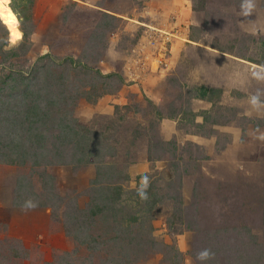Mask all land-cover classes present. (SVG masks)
<instances>
[{
	"label": "rangeland",
	"instance_id": "374dc122",
	"mask_svg": "<svg viewBox=\"0 0 264 264\" xmlns=\"http://www.w3.org/2000/svg\"><path fill=\"white\" fill-rule=\"evenodd\" d=\"M28 1L10 2L22 9L20 27L27 35L19 40L17 18L8 0H0L6 17L0 14V19L10 36L9 41L0 24V264H53L57 254L73 251L64 209L75 205L86 217L92 204L98 206V197L106 199L103 190L116 185L123 189L120 218L132 213L137 222L128 227L127 221L117 222L111 232L103 229V257L91 256L90 262L83 246L73 262L98 264L122 252L116 264H201L197 254L207 249L212 255L205 264H264V78L253 75L264 77V0H183L190 10L181 12L185 19L169 30L176 35L167 55L169 63L176 43L181 60L176 67L182 73L167 83L159 79L162 70L144 58L151 48L149 35L158 38L144 21L165 20L142 16L149 0H107L112 10L133 9L128 28L122 21L106 25L94 12L67 25L60 24V12L43 14L49 23L35 24ZM118 26L128 34L120 33L109 57L98 29ZM197 32L199 44L188 39ZM191 70L193 98L202 89L200 96L213 101L206 130L211 121L224 128L197 143L185 138L190 127L178 124L179 140L163 139L160 117L190 110ZM212 72L220 75L212 79L218 88L198 77ZM254 95L258 108L250 103ZM32 107L49 109L44 139L14 160L18 141L30 144L28 119L19 126L17 116ZM60 120L77 132L61 146L55 139ZM201 133L206 134L193 126V134ZM144 176L150 184L147 199H140L136 190ZM26 200L36 206L27 208ZM97 228L90 233H98Z\"/></svg>",
	"mask_w": 264,
	"mask_h": 264
},
{
	"label": "crops",
	"instance_id": "0c3cea01",
	"mask_svg": "<svg viewBox=\"0 0 264 264\" xmlns=\"http://www.w3.org/2000/svg\"><path fill=\"white\" fill-rule=\"evenodd\" d=\"M28 2L31 4V18L30 19L35 24H40L43 22L49 23V21L47 19H44V16H41L43 14L44 15L46 14L47 16L50 17L52 14L60 12V17H59L60 24L67 25V24L71 23V20L73 18H75L76 16L80 15V16L85 17L87 15V12L88 13L94 12V14L95 13L98 14V16H97L98 19L101 18V19L105 20L104 24H106V25H111L113 23L112 21H118V22L122 21L123 23H125V26L128 28L129 22H127L126 20L131 18L130 12L133 13V9H129V8L126 12H118L117 10H112L110 8V6H108V4H107V0H29ZM144 4L147 5V8H145V10L143 9L144 11L141 13L142 16H144L145 13L146 14L151 13L153 15L156 14V15H158L159 18H161V17L164 18V16H165V20H155L153 18H150L149 19L150 22H147L149 20L144 21L147 24V26L159 28L162 30L165 29L168 31L171 30V28L173 26L175 28L176 24L180 23V17L182 18V20L185 19L184 17L181 16V12L182 13L184 12V14L186 15L190 10L188 5L183 4V0H160V1L149 0V1H145ZM12 6L16 9L19 16H22L21 15L22 9L15 7L14 5H12ZM23 10L25 11L26 9H23ZM171 13L174 15H171ZM173 16L175 17L174 20L172 19ZM64 17L66 18L65 20H64ZM166 18H168V19H166ZM159 21H162V23H160ZM95 22H97V20ZM77 23H78V21H76V24ZM80 23L81 22H79L78 26L80 25ZM104 24L98 22L97 27L102 28V26L104 27ZM179 27H181V26H179ZM106 28H107V26H106ZM127 28L124 27L123 29H120L118 26V27L114 28L113 30L105 29V31H103L102 30L103 28L98 29V31L99 30L101 31V33L105 39V43L107 42L106 43V50H105L106 55H109V57H112L115 54V52H114L115 48L114 47H116L115 45H117L118 36L120 37V33L128 34V31H126ZM185 28H186V26L183 29H185ZM193 29H198V28H195L193 25ZM71 35L73 36V38H78V35L75 36L76 35L75 33L74 34L72 33ZM189 38L191 41H193L196 44L202 43L198 32L191 34V36L188 37V39ZM83 39H85V38H83ZM70 40H71V37H70ZM138 43H140V41ZM175 44L176 43H174L172 45L173 54H172L171 59L169 60V63H167V66L164 69H160L162 71L158 73L159 79L163 78V79H161L163 81V83H167L169 80L171 81L172 76L182 73V72H178L177 67H176L177 64L179 62H181V60L180 61L178 60L180 53L174 49ZM135 45L136 44H134L133 47H135ZM208 45H209V48L213 52H220L217 50V49H220L219 47L214 46V45L212 46L209 44V42H208ZM79 46H81V45L79 44ZM70 47H71V45H70ZM137 48H138V46H137ZM176 48H177V45H176ZM226 53H228L227 55H229L233 58H236V60H238V56H236L237 55L236 53L228 52V51H226ZM216 54L217 53H215V54L213 53V55H216ZM240 57L241 56H239V58ZM245 59L248 62L253 61V60H250L246 57H245ZM227 61L233 62L234 60L228 58ZM237 62H239V61H237ZM183 70H185V69H183ZM185 71H187V70H185ZM202 71H198V72L201 73ZM219 76L215 75L214 72H212L210 75H204V76L198 75L199 79L205 81V82H203V84H206L210 87L211 86L212 87L217 86L215 83H212L213 82L212 79L219 78ZM189 79H190L189 84L191 85L190 91L192 92L189 95V97H190L189 99H190V103H191V105L189 106L190 110H188L187 107H184L182 110H176L171 114H163L160 117L159 128H160V135L162 136L163 139L168 140L170 138H174L176 140H179V135H181V134H179L180 130L178 128V124L188 125L190 127V130L188 132H185L186 133V134H184L185 138L189 142H193V140H194L197 143L206 141L207 139H212V137L210 136V135H212V132L217 130V128H224V126L221 125L220 122H218V121L212 122L211 121V122H209L211 124L210 128L208 127L209 130L208 131L206 130V128H207L206 124H207V120L210 119L211 113H209V112H211V109H212L211 107L213 105V101L209 100L208 98H204L203 96H200L201 93L204 91L202 89H201L199 96L196 98H193V70H191V73L189 74ZM215 88H218V87H215ZM217 90H219V89H217ZM221 92L225 94L226 91L223 89ZM153 93L155 94V91H153ZM224 94H221V95H224ZM195 95L197 96L198 92ZM193 105H197V108H193ZM193 115H194V117H193ZM212 119H213V117H212ZM193 126L195 128L201 129L206 134H202V133L201 134H193ZM231 140H232L231 142H234V140H236V139L234 137H231ZM142 165H144V161H142Z\"/></svg>",
	"mask_w": 264,
	"mask_h": 264
},
{
	"label": "trees",
	"instance_id": "16d2710c",
	"mask_svg": "<svg viewBox=\"0 0 264 264\" xmlns=\"http://www.w3.org/2000/svg\"><path fill=\"white\" fill-rule=\"evenodd\" d=\"M10 2H11V0H8L6 5L9 6L11 11L15 14V16L17 18L18 28L20 30V37H19V40H20L21 38H25L27 33L20 27V21H22L21 16H19L16 9L12 5H10ZM9 13L12 16L10 11H9ZM0 14L3 15L1 8H0ZM0 24L7 31V35H8L9 41H10L8 29L1 19H0ZM36 109L34 107H32V108H30V110L27 109L26 112H23L24 114H21L22 112H19V115L17 116V123H19L18 124L19 126L24 125V124L26 125V121H27L26 119H28L27 125H26L27 127L25 126L26 127L25 130L28 133H27L25 138H27V140L30 144H29V146H27L26 143H22V142L20 143L18 141V144L16 145V149H14V152H13V154H15L14 160H15V158H18L17 157L18 154L21 157H24L26 155L27 151H30V149L33 148V146L31 144L38 145V142L41 139L42 140L44 139V137L41 136V133L43 130L42 126H43V120H45L49 116L48 115L49 109L47 110L45 108L44 109L40 108V109H38V111ZM1 110L2 109L0 108V113H1ZM64 124H67V123H64ZM64 124H62L61 120L59 121L58 127H59L60 131L55 136V139H60L59 140L60 146L72 142V140H73L72 138L77 137V135H76L77 132H75L74 129L72 127H70L69 125L66 126ZM16 128H18V127H15L14 130H16ZM16 131H18V130H16ZM78 142L75 145L79 146ZM0 146H1V143H0ZM56 147H59V146H56ZM41 149H42V147H41ZM36 150H37V147L35 146V149H33V151L37 152L38 150L37 151ZM89 150H91V149L88 148V152H90ZM87 160L92 161V159H87ZM20 162L22 163V162H24V160L20 159ZM50 178H51V176H50ZM124 178H128V177H126L124 175ZM20 186L23 187L22 183L20 184ZM103 193H104V196L106 197V199H104V197H102V196L98 197V199H100V201H98V206L95 204H92L90 210L87 213L88 216H86V217H85L86 213L82 209L78 208L75 205L74 206L69 205V209H64L65 210L63 213L65 215V223L64 224H65V227L67 228L66 229L67 234H69L71 236V239L74 241V243L76 245H75V249L73 251H65V252H62L60 254H57V256H58L57 260L53 261V264H77V263L73 262L72 257H73V254L75 253V255H76L78 253L80 247H83V246H85V248L89 249V255L87 258L90 260V262H91V259H90L91 256L98 257V258L101 256L103 257L102 251L105 250L104 249V244H105L104 239L105 238L103 237L104 234H102L103 233L102 230L108 229L111 232V231H113V228L115 227V225H117L118 223L123 222V221H127V227H128V224H131V223L133 224V223L137 222V220H138L137 215L132 214V213L127 214V217L125 219L120 218L119 210L117 209V205H119V203H122L121 195L123 193V189H122L121 185H116L114 187H106L103 190ZM25 199H27V198H25ZM26 201L30 202L28 200H26ZM99 204H100V206H99ZM51 206L54 207L53 205H51ZM54 208H56V207H54ZM109 220H111L110 226H109V224H107V222ZM113 223H114V225H113ZM93 227L99 228L98 233L97 232L95 234L90 233V231ZM97 229H95V230H97ZM71 231H74L75 234L72 235ZM115 238L117 239V237H114V239ZM121 254H122V252H114V255L112 254L109 257L106 256V257L102 258L100 263H98V264H106L107 262H108V264L110 262H111V264H116L117 262H119V260H122L121 259L122 256H120ZM94 264H96V263H94Z\"/></svg>",
	"mask_w": 264,
	"mask_h": 264
},
{
	"label": "built area",
	"instance_id": "2783aa9c",
	"mask_svg": "<svg viewBox=\"0 0 264 264\" xmlns=\"http://www.w3.org/2000/svg\"><path fill=\"white\" fill-rule=\"evenodd\" d=\"M151 30H155L158 38L149 35L146 44H149L151 48L146 51L145 60L151 61L159 69H164L167 66L168 60L167 55L170 53L171 49V39L176 35L174 32H170L162 29H155L150 27Z\"/></svg>",
	"mask_w": 264,
	"mask_h": 264
},
{
	"label": "clouds",
	"instance_id": "9594fccd",
	"mask_svg": "<svg viewBox=\"0 0 264 264\" xmlns=\"http://www.w3.org/2000/svg\"><path fill=\"white\" fill-rule=\"evenodd\" d=\"M248 11H251V5H249V9ZM248 12H245V15H247ZM151 26H147V28H150ZM149 30V29H148ZM151 31V30H150ZM254 76H256L258 79L260 78H264L261 76V74L259 72H255L253 73ZM250 103L252 105L253 108H258L260 101H259V97L254 95L250 97ZM261 139H264V136L260 137ZM149 178L147 176H144L141 178L140 181V185L136 190V195L140 198V199H147V189L149 187ZM36 205L32 202H28L26 204L27 208H34ZM211 252L207 249L199 252L197 254V260H199L201 262V264H205L206 261H208L211 258Z\"/></svg>",
	"mask_w": 264,
	"mask_h": 264
},
{
	"label": "bare ground",
	"instance_id": "6f19581e",
	"mask_svg": "<svg viewBox=\"0 0 264 264\" xmlns=\"http://www.w3.org/2000/svg\"><path fill=\"white\" fill-rule=\"evenodd\" d=\"M4 3V2H3ZM241 60H243V59H241ZM248 62V61H247ZM248 63H251V62H248ZM252 64V63H251ZM254 66H256V64H253ZM258 66V65H257ZM260 67V66H259Z\"/></svg>",
	"mask_w": 264,
	"mask_h": 264
}]
</instances>
